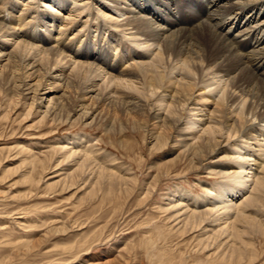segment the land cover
Returning <instances> with one entry per match:
<instances>
[{
    "label": "bare ground",
    "instance_id": "1",
    "mask_svg": "<svg viewBox=\"0 0 264 264\" xmlns=\"http://www.w3.org/2000/svg\"><path fill=\"white\" fill-rule=\"evenodd\" d=\"M194 3L195 8L192 0H11V8L36 13L61 30L81 20V28L74 30L89 28L108 36L125 52L132 70H120L105 46L53 45L35 26L16 30L4 15L0 82L5 79L7 88L20 86L22 103L30 106L26 115L35 106L53 122L72 100V77L80 75L83 96L64 119L87 126L100 113L91 100H115L88 83L103 78L104 89L123 95L127 112L152 114L153 121L144 123L152 146L168 145L171 154L188 158L194 169L217 176L206 194L178 188L170 200L185 227L199 229L205 247L214 246L223 260H253L258 256L256 239L264 236V0ZM5 5L0 0V12ZM219 14L234 19L223 23ZM239 29H254L257 35L241 40ZM205 103L213 107V115L202 107ZM190 135L201 142L192 143ZM92 140L82 132L59 140L58 149L66 161L71 159L73 169L64 180L75 183L89 172L90 185L106 181L112 187V180L126 181L98 163Z\"/></svg>",
    "mask_w": 264,
    "mask_h": 264
},
{
    "label": "rangeland",
    "instance_id": "2",
    "mask_svg": "<svg viewBox=\"0 0 264 264\" xmlns=\"http://www.w3.org/2000/svg\"><path fill=\"white\" fill-rule=\"evenodd\" d=\"M2 1L6 11L0 12V18L5 15L16 30L35 26L51 44H73L74 49L86 43L92 50L105 46L120 70H132L125 52L108 36L89 28L74 30L81 20L61 30L36 13L11 8V0ZM192 3L195 8L194 0ZM233 16L218 15L223 23ZM241 30V40L257 35L254 29ZM72 78L76 86L72 100L65 102V109L53 122L48 116L41 117L45 114L36 112L35 106L26 115L30 106L22 103L20 86L7 88L5 79L0 82V264H264V236L256 239V259L233 262L218 257L214 246L205 247L199 229L185 227L182 213L172 208L170 200L178 188L191 195L206 194L217 176L207 175L203 168L194 169L188 158L171 154L168 145L152 146L144 127L153 121L152 114L127 112L123 95L112 87L104 89L103 78L88 83L116 101L91 100L100 111L93 125L65 121L72 105L83 96L85 84L80 75ZM202 107L213 115V107L206 103ZM70 132L89 135L98 163L107 164L127 180H112V187L106 181L97 185L94 180L90 185L86 180L89 172L75 183L64 180L65 173L73 170L72 162L66 161L58 142ZM190 139L201 142L193 135ZM25 173L30 177L25 178Z\"/></svg>",
    "mask_w": 264,
    "mask_h": 264
}]
</instances>
